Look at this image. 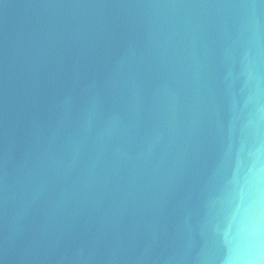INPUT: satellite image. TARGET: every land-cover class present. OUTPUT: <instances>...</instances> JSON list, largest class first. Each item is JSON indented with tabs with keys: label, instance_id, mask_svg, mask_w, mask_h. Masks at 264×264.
I'll list each match as a JSON object with an SVG mask.
<instances>
[{
	"label": "water",
	"instance_id": "1",
	"mask_svg": "<svg viewBox=\"0 0 264 264\" xmlns=\"http://www.w3.org/2000/svg\"><path fill=\"white\" fill-rule=\"evenodd\" d=\"M0 264H264V0H0Z\"/></svg>",
	"mask_w": 264,
	"mask_h": 264
}]
</instances>
